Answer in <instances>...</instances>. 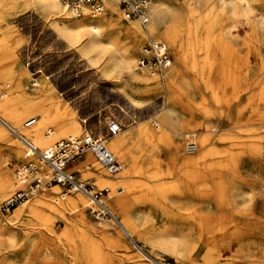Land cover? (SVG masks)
Returning a JSON list of instances; mask_svg holds the SVG:
<instances>
[{"label": "rangeland", "instance_id": "rangeland-1", "mask_svg": "<svg viewBox=\"0 0 264 264\" xmlns=\"http://www.w3.org/2000/svg\"><path fill=\"white\" fill-rule=\"evenodd\" d=\"M220 3V0H168L167 8L171 11L167 21H171L180 34L179 42L185 48L192 27L197 29L198 38L207 40L210 47L208 53L192 52V58L186 63L178 62L184 79L182 88H186L182 113L190 118L194 112L196 120L202 122L201 112L207 111L206 123L197 127L196 136L181 139L182 157L194 154L201 161L199 170L204 179H209L207 195L201 193L197 197L198 192L193 190L191 194L197 202L185 204V210L180 209V199L189 186L180 193L170 185L182 168L176 165L175 173L166 170L170 149L163 146L159 164L150 163L134 174L136 185L131 190V201L124 205L125 212L136 224V244H132L112 220L97 219L83 194L74 192L66 200L57 202L62 190L55 186L31 196L9 215L0 213V223L14 228L17 236L14 246L0 247L3 260H10L11 264H36L37 261L42 264H264V0H225L228 13L221 12ZM230 5L237 6L238 18L229 16L234 8ZM121 20L126 24H141L139 20ZM54 26V17L39 10L32 0H0V64L9 71L0 85L10 84L0 91H11L7 96L5 93L4 98L0 92V102L7 97L14 100V112L34 104L36 109L23 116L22 124L32 118L37 119L32 127L38 124L36 114L40 110L41 115L44 105L54 107L65 120H70L72 105L77 118L87 120V123L81 122L82 125L103 139V136L110 137L107 123L111 120L119 121L126 133L134 119H148L162 108L166 96L163 91L146 102L150 104L145 108L135 109L120 91L116 75L104 74L100 64L87 63L57 36ZM148 38L143 37L138 45L136 65ZM162 41L171 51L173 65H177L176 44ZM204 61L214 63L215 72L206 70L202 80L200 68ZM136 65L139 73L145 72ZM124 78L130 81L125 84L129 89L142 90L141 83L129 80L128 74H124ZM199 107L202 108L199 110ZM44 134L52 135L50 129L44 130L40 150L69 138L65 135L55 138L53 134L50 141L43 142ZM13 141L21 146L18 158L8 153V144ZM190 142L197 146L193 154L187 152ZM23 152V144L0 124V162H6V166H0V180L14 171L16 181L17 167L24 161ZM88 155L89 169L99 166L106 178H117ZM161 168L164 170L161 181L169 185L167 191L164 190L165 197L148 194L144 186ZM81 174L76 171V178L90 181L96 190H104V194L108 191L107 205L113 206V195L123 191L118 189L119 182L110 189L97 187L94 180L78 177ZM215 186L225 192L221 203L230 205L231 212L214 197ZM12 188L0 203L16 186ZM76 195L84 197L82 206L75 203ZM35 198L44 200L42 214L40 211L33 215L18 214L26 211ZM42 215L51 221L49 239L44 242L39 234L43 228ZM24 218L30 221L21 220ZM47 258H51V262L46 261Z\"/></svg>", "mask_w": 264, "mask_h": 264}, {"label": "bare ground", "instance_id": "bare-ground-1", "mask_svg": "<svg viewBox=\"0 0 264 264\" xmlns=\"http://www.w3.org/2000/svg\"><path fill=\"white\" fill-rule=\"evenodd\" d=\"M32 2L35 6H37V8H39V10L41 8L54 17V29L57 36L63 39L68 46L74 48L77 53L83 56L87 63L89 62L92 65L100 64L104 74L107 75L111 73V75H116L120 91L125 98L129 100L131 105L135 107V109L145 108V106L150 104L146 102L152 100L158 92L163 91L166 94L162 108L148 119H134L132 124L127 126L128 129L126 133H123L122 129L116 136L104 137L102 135L106 147L122 164V170L116 175H113L117 176V178H106L99 166L95 167V169L84 168L80 171L82 174L78 176L83 179H92L94 180L95 186L106 187L107 189L115 187L118 185L116 182H119L120 187L118 189H123V191L118 193V195H113V206L111 204L107 205L106 201L109 195L107 190H105L107 193L103 198V201L105 202H103V204L113 215L110 220H112L119 227L124 236H126L132 244H136V224L133 223L131 220L132 218H129L128 213L125 212L124 205L131 201V190L136 185L134 174L140 172L142 169H145L150 163L159 164L161 161L160 148L165 146V148L168 147L170 149V163L166 162L168 167L166 170H171L175 173V171H178V167L176 169V165L182 168L180 169L181 171L178 172L180 175H176L178 178L171 182L170 185L180 193L186 190L187 185L189 186L185 196H182L180 199L179 207L181 210H185V204L197 202V199L192 197L191 192L193 190L198 192L197 197L201 193L202 196L203 194L207 195L209 191V179L208 177L207 179H204L202 172L199 170L201 163L199 157L194 156L193 153H191L193 156L188 158L182 157L181 139L183 137L196 136L195 132L197 127H201L206 123L205 118L207 117V111L201 112L204 119L202 122L196 120L194 112L190 118H187L185 114L182 113L184 112L182 107L186 105L183 103V100L185 99H183V94L184 91H186V88H182L184 79L182 78L183 74L181 66L179 65V63H186L189 59H191V55L193 53L196 54L200 51H204L206 53L210 52L208 42H206L207 40L205 41L198 38L197 29L192 26L189 31L187 47L185 48L184 45L179 42L181 37L180 34H178L174 29L171 21H167L169 15H171V11L167 9L168 0H154L148 11L149 22L145 25L137 22L127 24L123 23L121 20V18L124 20L122 10L114 1L106 2L105 11L101 14L102 18L101 16H98L97 18L92 17L96 18L94 20H89L86 15H83V17L80 18L71 9L63 5L60 0H32ZM220 2L221 12L228 13L229 10L225 0H220ZM85 13L88 14L87 12ZM230 15L238 18L237 6L231 9L229 16ZM153 35L168 43H172L173 45L176 44L178 50V57L176 58L177 65H173L172 63L166 69L163 78L151 75L146 71L139 73L135 68V53L137 52L138 45L143 37ZM194 38L196 40V45L194 43ZM190 62L191 61H189V63ZM205 63L207 65H205ZM194 66L195 64L192 67L195 68ZM5 68V66L0 64V80L4 79L9 74V71H6ZM206 70L212 73L213 71L215 72L214 63H210V61L207 63V61H204V64L201 65L200 72L202 80L203 74H205L204 72ZM124 74H128V76H130L129 80L141 83L142 90L134 91L129 89L130 87H127L125 84L130 81L124 78ZM9 87L10 84L8 82L4 85L3 83L0 85V88H4L5 90ZM0 92H2L1 96L3 97L5 93L7 96L11 91L7 90V92ZM59 96L62 97L67 104H71V102L65 100L63 93L59 92ZM213 97H215V93H213ZM7 98L0 102V124L20 143V137H23L38 148L40 146V137L45 129H50L52 135L44 134V138L42 140L43 142H46L47 140L50 141L53 134L55 138H58L61 135L72 137L80 134L82 130H87V127L81 123L84 121L87 123V120L81 119L80 121L77 118L78 114L75 113V108L72 105H70L72 109L69 113L70 120H65L54 107L44 105L41 115L40 110H38V113L36 114L40 122L31 128H26L25 124L21 123V119L24 115H27L36 109L34 104L26 106L21 111L14 112L12 106L16 102H13L14 100L10 101V99ZM187 105H189V103ZM201 108L202 107H199V110ZM162 150L164 149L162 148ZM8 153L18 158L22 153L21 146L15 141L11 142L8 144ZM0 166H6V162H0ZM77 168H79V166ZM163 174L164 170L161 168V170L148 178V184L144 185L147 188L148 194L166 195L164 190L167 191L169 185L164 184L161 181ZM210 176L213 178V174H210ZM13 179L14 171H11V173H8L6 176L1 178L0 199L10 193L13 189L12 187L16 186V181L14 182ZM214 188V197L218 200V203L223 202L226 196L225 192L223 189H220L219 186H215ZM74 199L77 205L82 206V204H84V197L81 195H76ZM43 205V199L35 198L30 203L26 211H19L18 214L27 213L33 215L39 211L40 214H42L41 208ZM224 208H226L229 212L232 210L230 205H224ZM42 216L43 217L40 218V221H42L41 224H43V228L39 234L44 242L49 239V234L47 232L51 221L48 216ZM16 241L17 236L15 229L10 227L6 228L0 223V247L3 245H7L8 247L14 246ZM49 260L51 262V258L46 259V261ZM9 263L11 264L12 261H5L0 257V264Z\"/></svg>", "mask_w": 264, "mask_h": 264}, {"label": "built area", "instance_id": "built-area-1", "mask_svg": "<svg viewBox=\"0 0 264 264\" xmlns=\"http://www.w3.org/2000/svg\"><path fill=\"white\" fill-rule=\"evenodd\" d=\"M63 5L77 15L87 12L91 17H98L105 11L108 1L117 2L126 20H139L143 25L149 22L148 11L154 0H60ZM172 64L170 49L159 39L149 37L143 45L137 60L139 70L163 78L166 69ZM35 118L25 123L32 126ZM122 130L117 120L107 123L109 136H116ZM25 147L24 161L16 170V190L0 203V213L9 214L16 207L24 204L33 195L45 192L53 186H60L63 191L57 201L65 200L68 195L79 192L88 199V207L97 219L113 217L103 204L104 190H96L89 181H79L68 170L69 163L91 153L109 175H116L122 170V164L106 147L103 139L88 131L82 135L62 139L40 150L29 140L20 137ZM197 146L190 142L187 152L194 153Z\"/></svg>", "mask_w": 264, "mask_h": 264}, {"label": "crops", "instance_id": "crops-1", "mask_svg": "<svg viewBox=\"0 0 264 264\" xmlns=\"http://www.w3.org/2000/svg\"><path fill=\"white\" fill-rule=\"evenodd\" d=\"M154 2V1H153ZM117 3V2H116ZM118 4V3H117ZM119 5V4H118ZM152 5V4H151ZM119 7H120V5H119ZM120 9H121V7H120ZM82 15H86V16H88L89 18H91V19H96V18H92L91 16H89L88 14H86V13H83ZM149 36H147V38H148ZM156 39H158V38H156ZM160 40V39H159ZM162 41V40H161ZM166 45V44H165ZM167 46V45H166ZM168 47V46H167ZM138 68V67H137ZM141 71H144V70H141ZM32 127V126H31ZM85 131H88V130H85ZM89 132V131H88ZM72 137H74V136H72ZM62 140V139H61ZM57 143V142H56ZM55 144V143H54ZM53 145V144H52ZM24 152H25V147H24ZM24 152H23V157H24ZM88 154H91V153H87V154H85L83 157H81V158H79V159H77V160H75V161H73V162H71V163H69V165H68V170L70 171V172H72V173H74V174H76V171H81V170H83L84 168H89L88 166H87V161L89 160V155ZM92 155V154H91ZM93 156V155H92ZM94 157V156H93ZM95 158V157H94ZM96 159V158H95ZM24 160V159H23ZM23 162V161H22ZM98 162V161H97ZM79 166V168H77ZM75 176H77V175H75ZM90 182V181H89ZM53 187H55V186H53ZM57 187H59V188H61L60 186H57ZM52 188V187H51ZM50 188V189H51ZM50 189H48V190H50ZM48 190H46L45 192H47ZM61 190L63 191V189L61 188ZM45 192H41V193H39V194H43V193H45ZM62 193V192H61ZM59 197V196H58ZM58 199V198H57ZM67 199V198H66ZM65 199V200H66ZM61 201H63V200H61ZM57 202H59V201H57ZM17 208V207H16ZM15 208V209H16ZM14 209V210H15ZM13 210V211H14ZM13 211H11V212H13ZM11 212L9 213V214H11ZM9 214H7V215H9ZM2 215H4V216H6L5 214H2ZM21 220H23V221H25V222H29L30 221V219L29 218H24V219H21ZM22 238V237H21ZM23 239V238H22ZM36 264H42V262H39V261H37V263Z\"/></svg>", "mask_w": 264, "mask_h": 264}]
</instances>
